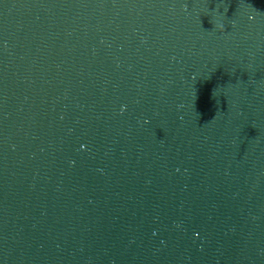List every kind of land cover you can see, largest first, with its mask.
Segmentation results:
<instances>
[{
  "label": "water",
  "instance_id": "water-1",
  "mask_svg": "<svg viewBox=\"0 0 264 264\" xmlns=\"http://www.w3.org/2000/svg\"><path fill=\"white\" fill-rule=\"evenodd\" d=\"M0 264H264V0H0Z\"/></svg>",
  "mask_w": 264,
  "mask_h": 264
},
{
  "label": "clouds",
  "instance_id": "clouds-1",
  "mask_svg": "<svg viewBox=\"0 0 264 264\" xmlns=\"http://www.w3.org/2000/svg\"><path fill=\"white\" fill-rule=\"evenodd\" d=\"M215 27L220 30V31H223L224 30V25L223 24H216Z\"/></svg>",
  "mask_w": 264,
  "mask_h": 264
}]
</instances>
